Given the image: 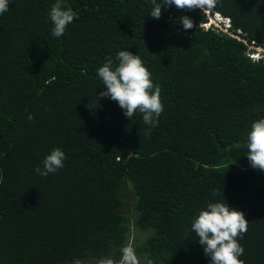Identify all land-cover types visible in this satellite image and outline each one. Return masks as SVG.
<instances>
[{"label": "trees", "instance_id": "16d2710c", "mask_svg": "<svg viewBox=\"0 0 264 264\" xmlns=\"http://www.w3.org/2000/svg\"><path fill=\"white\" fill-rule=\"evenodd\" d=\"M55 2L10 0L0 15V264L119 260L129 243L140 264H211L191 225L223 194L249 222L240 259L264 264V172L246 157L264 118V61L249 57L264 46V0H218L209 12L228 30L202 26L200 9L165 7L157 20L151 0H65L77 18L60 38ZM119 51L139 54L162 88L155 127L110 98L94 107L98 69ZM53 148L64 167L42 177ZM128 184L134 216L122 210Z\"/></svg>", "mask_w": 264, "mask_h": 264}, {"label": "clouds", "instance_id": "9594fccd", "mask_svg": "<svg viewBox=\"0 0 264 264\" xmlns=\"http://www.w3.org/2000/svg\"><path fill=\"white\" fill-rule=\"evenodd\" d=\"M10 0H0V15L9 10ZM218 0H151L153 8L150 16L160 19L162 9L173 5L180 10L200 9L203 13L209 12L217 5ZM218 14V13H217ZM50 21L53 25L52 35L60 38L65 34L67 26L77 18V14L71 7H66L65 0H56L49 13ZM221 19L214 21L210 19L202 26L212 25L228 30L231 28L230 20L220 14ZM180 22L185 30L194 27L193 21L183 16ZM263 49V53L257 60L251 58L250 54L259 53L257 49ZM249 57L254 61H264V47H256L253 44ZM114 63L111 57L106 58L105 63L98 69V76L102 79L104 88L100 92V99L110 98L118 103L124 110L126 118L130 119L139 111L143 121L149 127L158 125L159 117L164 111L161 101L162 88L159 84H154L151 73L145 67L139 54L134 55L131 51H119ZM29 120L34 119L33 115L28 116ZM150 135V131H146ZM247 159L253 169L264 172V118L257 119L251 125V130L247 136ZM66 154L60 148H53L49 155L42 161L43 167H37L35 172L42 177L56 173L64 167ZM3 183V175L0 174V184ZM218 195L216 191L213 196ZM249 222L245 214L228 205L224 198L222 202H208L194 218L191 231L198 237L200 245L203 247L205 255L210 257L211 264H245L240 259L244 255V248L240 245L238 238H243V234L248 231ZM122 255L119 260L112 257L101 258L97 264H140L134 247L129 243L120 249Z\"/></svg>", "mask_w": 264, "mask_h": 264}, {"label": "rangeland", "instance_id": "374dc122", "mask_svg": "<svg viewBox=\"0 0 264 264\" xmlns=\"http://www.w3.org/2000/svg\"><path fill=\"white\" fill-rule=\"evenodd\" d=\"M214 12H209V18L211 17V19L214 21H217L219 19H221L219 16L220 14H217L215 13V15H213ZM209 28V25H207V29ZM255 45V44H254ZM264 47V46H262ZM259 51L260 50H263V49H260V48H257ZM250 53V52H249ZM263 53V51H260L259 53L255 52L254 54H250L251 55V58L257 60L259 57H261L260 55ZM131 185H127L126 187H124V189L122 190V195H123V201H124V208L122 209L123 211L127 212L128 214L130 215H135L134 214V206H133V199H134V195L132 194L131 192ZM138 232V228L136 227V219L133 217V228H132V240L133 239H138L139 240V237L141 235H139ZM132 242V241H130ZM141 242V241H139ZM95 262H98L97 260H93V259H89V260H86V262H78V263H75V264H92V263H95Z\"/></svg>", "mask_w": 264, "mask_h": 264}]
</instances>
